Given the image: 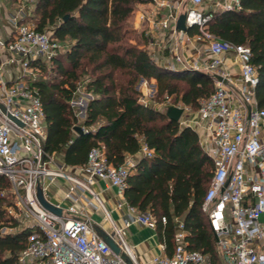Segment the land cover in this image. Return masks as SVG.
Here are the masks:
<instances>
[{
	"label": "built area",
	"instance_id": "2783aa9c",
	"mask_svg": "<svg viewBox=\"0 0 264 264\" xmlns=\"http://www.w3.org/2000/svg\"><path fill=\"white\" fill-rule=\"evenodd\" d=\"M6 1L12 0H0V3ZM149 1L159 12L165 10V16L154 20V25L167 31L173 42L188 46L187 55L176 50L175 61L166 63L167 68L180 70L179 65L181 70L210 74L215 87L193 116L190 108L172 105L169 97L164 103H152L146 98L142 101L160 109L183 108L180 124L198 133L202 147L213 160L215 168L203 210L226 264H264V220H261L264 217V108L259 107L256 98L258 71L252 63L249 46L218 40L207 30L213 15L205 8L209 2L214 12L240 11L241 0ZM35 2L29 6L20 3L14 12L0 9V16L6 21L0 24L3 27V31L0 29V177L7 178L11 184L15 208L10 214L18 222L19 230L32 231L19 261L21 264H128L114 254L93 227L90 210H101L104 219L112 224L111 232L105 231L121 254L132 264H141L125 232L134 225L156 229L157 220L149 213L138 211L124 197L126 180L136 163L133 158L114 167L103 149L94 148L83 166L58 164V155L47 152L44 165H40V139L46 142L45 111L29 82L41 73L35 63H51L61 46L51 31L40 32L28 21ZM183 13L187 27L199 30L193 36L177 31ZM161 47L168 49L165 45ZM80 93L79 88L73 107L84 102ZM154 94L155 90L145 93V97ZM9 115L22 125L13 122ZM142 154L149 157L152 152L144 147ZM58 179L67 183L64 197L67 206L55 205L62 209L61 216L46 210L37 197L40 185L45 199L51 203L52 186ZM99 181L116 190L115 211L121 224L113 219L102 193L94 189ZM176 221L177 245L173 256L155 255L145 264L207 261L202 253L189 250L184 224ZM162 223H167L166 217ZM8 230L15 229L1 231Z\"/></svg>",
	"mask_w": 264,
	"mask_h": 264
},
{
	"label": "trees",
	"instance_id": "16d2710c",
	"mask_svg": "<svg viewBox=\"0 0 264 264\" xmlns=\"http://www.w3.org/2000/svg\"><path fill=\"white\" fill-rule=\"evenodd\" d=\"M149 0H36L28 21L38 31H51L60 53L49 64L35 63L41 73L29 87L42 101L46 152L70 167L87 164L92 149L101 148L109 164L128 158L135 166L126 180L124 197L138 211L157 220L156 231L168 257L177 245V219L188 233V248L206 256L208 264H226L203 206L215 164L191 127L170 120L164 103L198 111L215 87L213 76L192 70H169L144 47L130 43V22ZM240 11L207 13V30L218 40L247 45L258 71L256 98L264 108V0H241ZM67 17V19H65ZM199 30L190 28L189 35ZM62 47L66 49L62 51ZM156 81L152 103L144 104L141 81ZM85 83L92 94L80 120L72 106ZM83 128L82 133L76 128ZM147 147L151 156L142 154ZM15 208L11 184L0 177V264H21L31 230H19L10 214ZM167 223H162V218ZM4 228L14 232L1 233Z\"/></svg>",
	"mask_w": 264,
	"mask_h": 264
},
{
	"label": "crops",
	"instance_id": "0c3cea01",
	"mask_svg": "<svg viewBox=\"0 0 264 264\" xmlns=\"http://www.w3.org/2000/svg\"><path fill=\"white\" fill-rule=\"evenodd\" d=\"M12 1H6L5 3H0V9L7 10L10 12L15 11V7H12ZM150 8H147L149 7ZM206 10L211 9L213 7L209 2L205 5ZM148 11H147V10ZM147 11L144 12L143 11ZM157 8L152 5L151 3L140 5L139 11L136 13L134 28L141 34H144V37L147 38L148 44L153 46L154 48L157 47L159 51L162 53V61L163 63H174V55L179 53L187 55V45H182L180 43L173 42L170 38V35L167 31H162L157 26L154 25V20L162 19L165 16V10L159 12ZM142 15H145V19L142 20ZM2 24V23H1ZM161 45H165L168 47L167 50L161 48ZM159 47V48H158ZM180 69L181 66L178 65ZM97 192H101L103 198L106 202V206L110 211H115V202H117V195L116 190L111 187L108 183L99 181L98 184L94 187ZM67 192V183L62 180H56L55 184L52 186V193H51V203L53 205L62 204L63 208H65L68 202L65 201V194ZM65 213V211H64ZM118 215V224H121L120 215L117 211H115ZM103 215L101 210H90V217L92 220L93 227L101 228L105 231L104 227L102 226L103 220L101 216ZM104 218V216H103ZM128 242L132 244L135 254L137 256L138 261L141 264H145L147 261L150 260L155 255H163L167 256L164 248H162V243L160 242L156 229L142 227V226H131L125 232Z\"/></svg>",
	"mask_w": 264,
	"mask_h": 264
},
{
	"label": "rangeland",
	"instance_id": "374dc122",
	"mask_svg": "<svg viewBox=\"0 0 264 264\" xmlns=\"http://www.w3.org/2000/svg\"><path fill=\"white\" fill-rule=\"evenodd\" d=\"M187 1H189V0H187ZM20 3H24L26 6H29V5H32L33 4V0H30V1L29 0H13L12 7H15L16 8V6H18V4H20ZM189 4H190V2H187V5H189ZM147 8H150V6L147 7ZM139 9H140V6L138 7V10L137 11H139ZM146 10L143 11L144 14H145V12L148 11V10L147 11ZM135 17H136V14L132 18V21L130 22V25H129L130 28H131V30H132V33L129 36L130 43L133 44V45H137L139 47H143V48L145 47L151 53V55L154 58V60H156L158 63H163V61H162V58H163L162 57V53L159 51V49H157V47L154 48L153 46H150L148 44L149 42H148L147 38L144 37V34L141 36V34H139V32L134 28ZM29 22H33L34 24H36L35 21L29 20ZM1 23L4 25V24H6V21L0 16V24ZM0 29L3 31V27H1ZM65 49H66L65 47H62V51H64ZM80 89H81L80 96H81V98H83V101L84 102H80V104H77L75 106V108L78 111V115H79L80 120H83V118L85 116V110H86L87 104L92 99V94L89 91L86 90L85 83L82 84V86L80 87ZM139 89H140L141 94H142L141 100L143 98H146L147 99L146 101H152L153 98H154V96L151 97L150 95L149 96L147 95L145 97V93L146 94L147 93L149 94V92H152L153 90H155V93H156V91H157L156 81L155 80H151V81H141L140 82V85H139ZM164 109H165V107H162V110H164ZM191 114H192V116L195 115L196 114V111H193L192 110L191 111ZM186 117H189V114L186 115ZM57 163L60 164L58 162V158H57ZM115 204H117V203L115 202ZM111 215H112L113 219L116 222H119L118 221V215H117V213H115V211H111ZM101 218H102V220L104 219L103 218V215L101 216ZM261 220L263 221L264 220V217H262ZM102 226L104 227V229L106 231L111 232V230H112V224H111L110 221L104 219L103 220V223H102ZM13 231L12 230H8V232H13ZM1 233H4V231H1ZM125 237H126V240L128 242V239H127L126 234H125ZM128 243H129L130 246H132V244H130V242H128ZM202 264H208V261H205Z\"/></svg>",
	"mask_w": 264,
	"mask_h": 264
},
{
	"label": "water",
	"instance_id": "95a60500",
	"mask_svg": "<svg viewBox=\"0 0 264 264\" xmlns=\"http://www.w3.org/2000/svg\"><path fill=\"white\" fill-rule=\"evenodd\" d=\"M67 19V17L65 18ZM190 29V27H187L186 25V14L183 13L180 15L179 19H178V23H177V31L178 32H184L187 33L188 30ZM219 81H222V78L218 77ZM184 113V109L183 108H179L177 106H170L168 107V109L166 110V115L167 117L175 122H179L182 115ZM9 118L18 124H21L17 119L13 118L12 116L9 115ZM22 125V124H21ZM76 132L78 133H82L83 132V128L78 127L76 128ZM40 145H41V163L40 165L43 166L44 162H45V157H46V145L45 142L40 139ZM37 197L38 200L40 202V204L48 211L61 216L62 215V209L57 208L55 205H53L52 203L48 202L43 194V191L40 187V185L37 186ZM96 232L99 234V236L109 245V247L111 248V250L114 252V254L120 256L122 259H124L128 264H132L130 262V260L127 258L126 255L121 254V251L118 247V245L115 243V241L113 240V238L111 236H109L106 231H104L101 228H96Z\"/></svg>",
	"mask_w": 264,
	"mask_h": 264
}]
</instances>
